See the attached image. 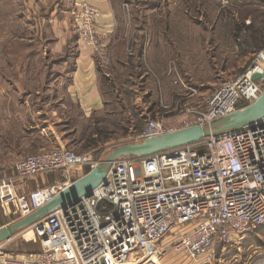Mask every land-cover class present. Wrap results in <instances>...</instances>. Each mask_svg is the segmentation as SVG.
I'll list each match as a JSON object with an SVG mask.
<instances>
[{
    "label": "built area",
    "instance_id": "obj_1",
    "mask_svg": "<svg viewBox=\"0 0 264 264\" xmlns=\"http://www.w3.org/2000/svg\"><path fill=\"white\" fill-rule=\"evenodd\" d=\"M73 16L79 39L96 46L103 18L98 2L76 0ZM254 57L251 68L222 82L206 98L201 90L186 94L203 97L205 107L189 106L194 117L185 127L210 124L240 103L260 98L264 80L255 82L252 75L264 72V49ZM173 131L148 118L136 138ZM104 161L68 146L27 155L16 161L12 175L0 178V203H14L25 217L69 185L70 174L78 179ZM54 172L65 181L19 195V181ZM31 228L41 250L6 256L1 264H131L138 251L159 261L168 246L196 264H214L219 250L264 229V117L195 143L115 159L91 196L44 216Z\"/></svg>",
    "mask_w": 264,
    "mask_h": 264
},
{
    "label": "crops",
    "instance_id": "obj_2",
    "mask_svg": "<svg viewBox=\"0 0 264 264\" xmlns=\"http://www.w3.org/2000/svg\"><path fill=\"white\" fill-rule=\"evenodd\" d=\"M95 1L98 2L103 14L98 27V43L96 46L89 45L79 39L73 16L76 0H71L70 4L65 5V7L52 9L49 18H47V21L45 20V23L49 24L47 30L50 36L49 52L51 54V56L46 57V64L48 67L50 65L49 69L56 73L48 86L37 88L33 85L31 87L26 82H20V79L13 81V78L10 79L5 74H0V176L1 174L12 175L16 161L27 155L38 153L42 149L75 145L79 149L88 150L90 148L86 149V140L96 142L99 138L101 140L108 139L112 133H115L113 130H110V132L103 130V126H107L106 130L110 129L106 125L109 122L111 123L109 125L127 131L126 120L116 116L114 109H111L114 101L111 99L108 101L106 97L110 90L119 93L116 84L120 83L121 88H123L122 85L124 87L128 85L129 75L141 68L144 64L142 61L146 62L149 59V63L154 67V70H151L145 63L144 69L149 72H156L164 78L172 79L175 84H183L184 87H187L184 83L185 75L180 69V56L172 51L181 45V38L176 35V30L172 25L163 23L161 24L163 30H160L158 29L160 25L152 26L151 18L150 22H147L142 29H137L130 22L124 25L120 23L121 21L119 22L118 10L123 9L122 5L118 3L119 1ZM196 1L192 0L194 8L192 2L191 7L188 8L187 16L189 20L187 25L191 29H199L194 17L190 18L193 14L196 15ZM214 1H220L222 8H227L225 5H229V0ZM233 1L231 6L232 4L238 6V10L234 13L237 20L245 19L251 25L254 17L257 16L254 26L255 31L248 45L251 52L246 54L253 53L254 56L264 49L262 43L264 42V28H262L263 20L261 19L264 15V4L259 0ZM156 2L159 4V0H156ZM161 8L157 7V12ZM167 9L163 11L166 21L169 18ZM190 9L192 10L190 11ZM152 10L150 9L149 12ZM125 11L123 9V12ZM208 12L205 8L203 15ZM218 28L216 25L215 27L208 26L207 28H201L202 30L200 29L209 36L210 44L217 43L215 48L218 53L216 56L220 57L224 64L232 61V58L235 59V62L238 57H245V54L239 52L236 45L229 43V35L235 27L228 26V29L220 33H218ZM156 32L161 33L162 37L165 38L161 40L160 36L155 35ZM196 38L195 35V41H192L194 47L200 45ZM221 41L224 43L222 44ZM137 51L141 58L140 67L136 65L135 59L128 56V54L135 56ZM66 54L69 55L65 57ZM193 59V62L196 63L197 59L195 57ZM56 64H61L63 70L54 69L53 65ZM21 76H25V73H22ZM111 76H116L119 81L113 82L114 79ZM31 79H36V77H31ZM178 79H181V83ZM54 84L57 86H54ZM201 85L204 86V84ZM177 94L179 96V93ZM155 95H157V91H155ZM117 104L122 105L120 100L117 101ZM159 104H161V101H155L150 108V112L155 113L156 116L161 110L158 107ZM171 104L173 105L174 102L172 101ZM120 111L126 112V109L122 108ZM127 122H129V119H127ZM131 130L132 128H129V131ZM129 131L128 133H130ZM97 145L100 148L102 143L99 142ZM55 173L59 172L47 173L19 181V195H26L36 190L46 181L50 182L48 175ZM16 213L17 207L14 203L10 205L0 203V227L15 222L17 220ZM34 233L37 235L35 231ZM29 238L35 241V246L28 250L24 248L14 256H27L41 250L39 236L33 237L32 235V237L23 239L29 241ZM14 239L15 236L0 245V264L4 257L11 255L10 252L12 251L3 246ZM241 244L237 245L240 246ZM226 250H219L217 254L225 256ZM140 252L142 254H139ZM143 254L142 251L135 252L131 264H141L142 262L137 258Z\"/></svg>",
    "mask_w": 264,
    "mask_h": 264
},
{
    "label": "rangeland",
    "instance_id": "obj_3",
    "mask_svg": "<svg viewBox=\"0 0 264 264\" xmlns=\"http://www.w3.org/2000/svg\"><path fill=\"white\" fill-rule=\"evenodd\" d=\"M70 1L0 0V74H5L10 79L13 78V81L20 79V82H26L31 87L34 85L37 88H44L50 84L56 73L50 69V72L47 73V69H45L46 57L51 56L49 52L50 36L47 30L49 24L47 25L45 20L47 21V18H49L52 9L65 7V5L70 4ZM117 2L126 10L125 12L122 8L118 10L119 22L121 21L120 23L124 25L128 22L136 25V18L141 17V13H145L144 18L146 17L148 22L151 18L152 26L160 25L158 27L160 30H163L161 28L163 23L174 27L176 35L181 38V45L172 51L180 56V69L185 75L184 83L187 87H184L183 84H175L172 79L164 78L156 72H149L144 69L146 63L151 70H154V67L149 63V59L146 62L142 61L144 64L141 68L131 72L128 81L126 79L128 85H125V87L122 85L123 88H121L120 83L116 84L119 93L110 90L106 97L108 101L110 99L114 101L111 109H114L116 116L126 120L127 131L115 128L109 125L111 124L109 122L106 125L110 129L106 130L107 126H103V130L106 132L113 130L115 133H112L108 139L101 140V138H97L96 142L86 140V149L90 148L88 150H82L81 148L80 150L77 146L72 145L77 152L91 153L98 160H101V158L106 160L112 150L118 146L139 142L140 140L136 138L137 133L148 118H157L167 127H173L176 130L189 125L194 117L192 113L187 111L189 106L194 107L195 104H201L200 106L205 107L203 97L206 98L222 82L235 77L237 74L246 72L255 64L253 53H250V55L245 54V57H238L237 62H234L235 59L232 58V61L224 64L222 59L216 56L218 53L215 48L217 43L210 44L209 36L201 31L203 27H215L216 25L219 27L217 29L218 33L228 29V26L235 27L238 20L234 17V13L238 10V6L235 4L231 6L233 0H229V5H225L227 8H222L220 1L197 0L196 15L193 14L190 18L194 17L199 29H191L187 25L189 20L187 16L188 8L191 7L192 0H159V4L156 0H117ZM146 2L149 3L148 7L153 9L151 12H149L150 9L145 12L144 5ZM192 5L194 8L193 2ZM157 7H162L159 12H157ZM142 8L143 10H140ZM205 8L209 12L203 15ZM165 9L168 10V21H166V16H163L165 15L163 12ZM137 34L139 33L137 32ZM155 35L160 36L161 40L165 38L158 32ZM195 35L200 45L194 47L192 41H195ZM168 49L171 50L169 47ZM136 55L130 56L128 54L129 57L137 60L138 56ZM28 57L32 59L29 61L27 60ZM194 57L197 59L196 63L193 62ZM53 67L59 71L63 70L61 64L53 65ZM22 73H25V76H21ZM31 77H36V79H31ZM113 79V82L119 81L116 76ZM201 84H204V86ZM54 86L57 85L54 84ZM191 89L201 90L204 96L200 97L198 94L194 97L187 96L186 94L191 92ZM155 91H157V95H155ZM177 93H179V96H177ZM118 100L121 101L122 105H116ZM155 101H161L158 106L161 109L158 116L150 112L151 105ZM172 101L174 102L173 105L171 104ZM122 108H125L126 112L120 111ZM127 119H129V122H127ZM129 128H132V130L129 131ZM99 142L102 143L100 148L97 145ZM9 175L11 174H1L0 178ZM70 175L71 182L78 177L77 174ZM48 177L50 182L46 181L39 186L40 188L64 182L66 179L61 173L48 175ZM16 218L17 220L22 218L18 211ZM32 235L33 237L37 236L33 229L28 228L24 232L22 230L15 235L12 242L3 247L12 250L11 255L19 254L24 248L28 250L35 246V241L32 238H29V241L23 239L32 237ZM227 249L229 250H226L225 256L217 254L214 264H264V230L248 236L240 246H229ZM137 259L142 262L141 264H196L185 254L177 252L169 246L159 261H155L144 254Z\"/></svg>",
    "mask_w": 264,
    "mask_h": 264
},
{
    "label": "water",
    "instance_id": "obj_4",
    "mask_svg": "<svg viewBox=\"0 0 264 264\" xmlns=\"http://www.w3.org/2000/svg\"><path fill=\"white\" fill-rule=\"evenodd\" d=\"M252 80H264V72H256ZM264 117V90L260 98L245 107L221 117L207 125H192L177 129L163 135L151 137L139 142L127 143L116 147L106 160L64 187L55 197L29 215L0 227V244L11 240L17 233L31 227L44 216L76 203L82 196H91L93 190L103 181L111 163L118 158H135L148 156L168 149L177 148L202 140L203 138L220 135L232 130L243 128Z\"/></svg>",
    "mask_w": 264,
    "mask_h": 264
},
{
    "label": "trees",
    "instance_id": "obj_5",
    "mask_svg": "<svg viewBox=\"0 0 264 264\" xmlns=\"http://www.w3.org/2000/svg\"><path fill=\"white\" fill-rule=\"evenodd\" d=\"M260 2H262L263 4H264V0H259ZM259 2V3H260ZM148 2H146L145 3V12L147 11V10H149V9H151V8H149L148 7ZM140 10H143V8L142 9H140ZM142 14V16L141 17H138V18H136V21H137V23H136V28L137 29H142V28H144L145 27V25L147 24V22H148V20H147V18L145 17L144 18V16L146 15L145 13H141ZM143 17V18H142ZM257 19V16H255L254 17V19H253V21H252V23H251V25H249L247 22H246V20L245 19H240V20H238L237 21V23H236V26H235V29H234V31L233 32H231V35H229V38H230V41H229V43H232V44H234V45H236L237 47H238V49H239V52H241L242 54H247V53H249V52H251V51H249V49H250V47L248 46L249 45V43H250V39H251V37L253 36V32L255 31V20ZM261 19L263 20V27L262 28H264V15H262V17H261ZM264 30V29H263ZM257 33H259V32H257ZM214 40V39H213ZM224 41V40H223ZM223 41H221V43L223 44L224 42ZM254 41V40H253ZM220 43V44H221ZM263 44H264V42H262ZM69 54H66L65 55V57H67ZM137 56H138V59L137 60H135V62H136V65L138 66V67H140V65H141V58H140V56H139V52L137 51ZM30 59H32V58H30V57H28L27 58V60H29L30 61ZM132 59H135V58H133L132 57ZM29 61H27V62H29ZM45 63V69H47L46 70V72L48 73V72H50V70H49V67L47 66V64H46V62H44ZM49 75V74H48ZM248 105V103H245V102H243V103H240L239 105H238V108H242V107H245V106H247ZM100 139V138H99ZM89 170L88 169H86V171H85V173H87ZM262 230H264V229H260V230H258L257 231V233L258 232H260V231H262ZM256 234V233H255ZM252 235H254V234H252Z\"/></svg>",
    "mask_w": 264,
    "mask_h": 264
}]
</instances>
